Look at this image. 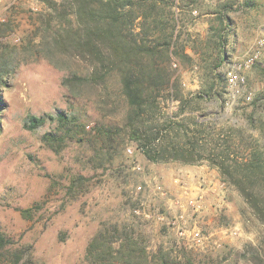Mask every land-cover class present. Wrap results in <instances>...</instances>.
<instances>
[{"label":"rangeland","instance_id":"rangeland-1","mask_svg":"<svg viewBox=\"0 0 264 264\" xmlns=\"http://www.w3.org/2000/svg\"><path fill=\"white\" fill-rule=\"evenodd\" d=\"M56 1L69 6L68 0ZM160 1L176 7L180 42L194 62L211 43L210 28L217 25L212 13L228 1L237 2L231 14L237 34L229 47L231 66L252 49L260 56L247 72L251 100L232 93L227 81L221 96L195 99L212 80L190 62L174 60L171 70L180 80L184 105L162 92L153 121L174 117L192 129L198 121L217 127V133L245 129L248 146L264 144V0L240 10L246 0H198V5L192 0ZM47 16L54 17L49 28ZM67 26L41 0H0V74L6 80L0 94V234L11 241V253L25 251L22 264H81L103 224L119 222L142 232L151 252L173 247L210 264H253L254 250L264 256V225L217 168L207 162L153 163L127 133L117 138L116 151L103 148L93 129L122 127L126 102L116 76L100 93L87 89L75 97L65 87L64 79L85 65L56 49L46 31ZM60 114L77 118L87 133L71 139L77 127L59 123ZM31 116L47 121L31 128ZM48 134L65 140L51 146L44 140ZM192 166L200 167L198 174ZM213 170L216 175L210 174ZM212 183L218 188L213 195ZM180 213L185 214L184 235L172 225ZM0 264H10V258Z\"/></svg>","mask_w":264,"mask_h":264},{"label":"trees","instance_id":"trees-1","mask_svg":"<svg viewBox=\"0 0 264 264\" xmlns=\"http://www.w3.org/2000/svg\"><path fill=\"white\" fill-rule=\"evenodd\" d=\"M68 26L61 30H47L56 49H64L72 59L85 65L82 72L74 71L63 84L75 97L83 90L100 93L108 80L116 76L127 111L122 127L97 126L93 129L103 148L108 152L119 147L117 138L127 133L138 144L146 158L153 163L179 162L183 165H199L207 162L217 168L222 180L235 187L256 218L264 225V144L256 142L248 146L245 129L216 132L215 126L195 122L184 124L174 117L162 123L151 118L159 108L162 92L168 91L173 100L183 105L179 91L180 80L171 70L174 60L187 61L205 70L212 80L205 93H197L195 99L221 96L226 85L227 72L232 55L229 47L237 37L233 28L232 13L235 1L219 3L212 14L214 23L210 28L211 43L202 49L201 57L194 62L185 44L180 42L179 16L176 7L160 0H68V5L56 0H41ZM198 0H192L198 5ZM253 0L238 3L239 10L254 7ZM169 6V7H168ZM76 16V24L70 12ZM197 10V8H195ZM54 17L46 18L47 28ZM139 31L136 32V22ZM194 62V63H193ZM6 80L0 74V94ZM171 92V93H170ZM181 105V113L184 111ZM53 118V117H52ZM151 118V119H150ZM59 123L77 127L71 139H77L86 125L66 114L57 117ZM31 128L45 124L46 118L31 116ZM252 122V121H251ZM77 124H79L77 126ZM44 140L54 146L65 140L58 134H48ZM249 151L248 155L244 152ZM11 241L0 234V262L10 258V264H22L27 253H11ZM29 256V255H28ZM253 264H264V256L254 250ZM81 264H210L197 259L185 250L161 246L155 252L149 250L145 235L127 223L103 224L92 237Z\"/></svg>","mask_w":264,"mask_h":264},{"label":"built area","instance_id":"built-area-1","mask_svg":"<svg viewBox=\"0 0 264 264\" xmlns=\"http://www.w3.org/2000/svg\"><path fill=\"white\" fill-rule=\"evenodd\" d=\"M260 44L264 45V41L262 40ZM259 56L260 51L252 49L240 61L234 62L227 72V84L231 92L237 94L244 93L246 100L252 99V92L247 90V72L254 66L256 61L259 59ZM157 189L161 190L160 187H157ZM162 195H164V193ZM177 204L183 209V205L180 201H177ZM191 205L195 208V210H198V205H196L195 201H191ZM184 221L185 214L180 213V215L172 223L174 228L178 229V232H180L181 235L185 234V229L181 226ZM195 236V238L200 241V233H196Z\"/></svg>","mask_w":264,"mask_h":264},{"label":"crops","instance_id":"crops-1","mask_svg":"<svg viewBox=\"0 0 264 264\" xmlns=\"http://www.w3.org/2000/svg\"><path fill=\"white\" fill-rule=\"evenodd\" d=\"M260 93H264V85H263L262 89L260 90ZM191 168H193V170H195V169H199L200 167H198V166H192ZM195 172H196V174H198L197 170H195ZM210 174L216 175L217 173L213 170ZM200 175H203V177H204L203 179L204 180L205 179H208L209 182H210L211 179H210V177L208 175L205 176L202 172L200 173ZM209 188H211L213 190L211 195L215 194L216 193V190L218 189L216 183H212L211 186H209ZM192 197H195L194 194H192Z\"/></svg>","mask_w":264,"mask_h":264}]
</instances>
